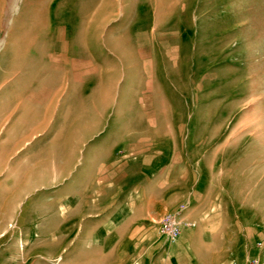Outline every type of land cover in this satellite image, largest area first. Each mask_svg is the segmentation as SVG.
<instances>
[{
	"label": "rangeland",
	"instance_id": "1",
	"mask_svg": "<svg viewBox=\"0 0 264 264\" xmlns=\"http://www.w3.org/2000/svg\"><path fill=\"white\" fill-rule=\"evenodd\" d=\"M175 180L264 264V0H0V264H191Z\"/></svg>",
	"mask_w": 264,
	"mask_h": 264
},
{
	"label": "crops",
	"instance_id": "2",
	"mask_svg": "<svg viewBox=\"0 0 264 264\" xmlns=\"http://www.w3.org/2000/svg\"><path fill=\"white\" fill-rule=\"evenodd\" d=\"M165 186L164 198L170 204L169 209L175 210L180 205H186L183 219L196 223L194 227L183 229L177 245L188 246V250H191V256L196 257L192 258L191 264H218L212 259H221L230 231L221 209L220 195L200 180L187 184L184 181L182 185L175 180L166 182ZM224 263L230 264V261L226 259Z\"/></svg>",
	"mask_w": 264,
	"mask_h": 264
},
{
	"label": "built area",
	"instance_id": "3",
	"mask_svg": "<svg viewBox=\"0 0 264 264\" xmlns=\"http://www.w3.org/2000/svg\"><path fill=\"white\" fill-rule=\"evenodd\" d=\"M186 205L181 206L177 211L166 213L160 220L159 233L170 243H175L181 236L185 227H194L196 223L183 219ZM253 264H259V260H254Z\"/></svg>",
	"mask_w": 264,
	"mask_h": 264
}]
</instances>
